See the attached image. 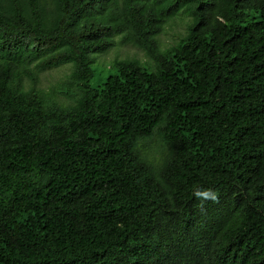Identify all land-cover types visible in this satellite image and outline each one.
<instances>
[{
  "label": "trees",
  "instance_id": "16d2710c",
  "mask_svg": "<svg viewBox=\"0 0 264 264\" xmlns=\"http://www.w3.org/2000/svg\"><path fill=\"white\" fill-rule=\"evenodd\" d=\"M0 264H264V0H0Z\"/></svg>",
  "mask_w": 264,
  "mask_h": 264
},
{
  "label": "rangeland",
  "instance_id": "374dc122",
  "mask_svg": "<svg viewBox=\"0 0 264 264\" xmlns=\"http://www.w3.org/2000/svg\"><path fill=\"white\" fill-rule=\"evenodd\" d=\"M189 19H177L172 24L165 27L164 32L160 35L161 49L165 50L178 42L180 35L186 33V25ZM116 44L107 53L96 55L94 64L95 75L90 81L92 88H100L107 77L116 74L115 61L135 59L140 61L146 68L152 70L157 63L152 61L146 53L130 44L122 42L121 36L115 38ZM71 73V66L66 65L59 68L48 70L40 75L38 83L39 89L49 91L51 88L60 87L66 80V77ZM59 101L68 104L69 101L65 96H59Z\"/></svg>",
  "mask_w": 264,
  "mask_h": 264
},
{
  "label": "clouds",
  "instance_id": "9594fccd",
  "mask_svg": "<svg viewBox=\"0 0 264 264\" xmlns=\"http://www.w3.org/2000/svg\"><path fill=\"white\" fill-rule=\"evenodd\" d=\"M196 195L198 198H202V200H212L213 202L219 201V194L211 189L197 192Z\"/></svg>",
  "mask_w": 264,
  "mask_h": 264
}]
</instances>
